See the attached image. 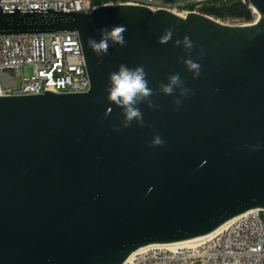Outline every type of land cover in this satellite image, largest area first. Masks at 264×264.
Returning a JSON list of instances; mask_svg holds the SVG:
<instances>
[{"label": "water", "instance_id": "1", "mask_svg": "<svg viewBox=\"0 0 264 264\" xmlns=\"http://www.w3.org/2000/svg\"><path fill=\"white\" fill-rule=\"evenodd\" d=\"M251 7L258 21L233 27L139 6L89 14L0 6V35L77 32L91 82L79 94L0 96V264H124L141 247L264 210V0L211 12L248 18ZM116 25L127 27L126 46L110 42L98 58L88 39ZM167 28L172 40L161 45ZM184 36L191 53L175 46ZM181 58L201 65L198 79ZM121 63L144 66L160 107L140 104L144 127L114 131L123 115L106 89ZM175 73L195 93L179 110L178 92L158 91ZM155 133L163 147H149Z\"/></svg>", "mask_w": 264, "mask_h": 264}, {"label": "built area", "instance_id": "2", "mask_svg": "<svg viewBox=\"0 0 264 264\" xmlns=\"http://www.w3.org/2000/svg\"><path fill=\"white\" fill-rule=\"evenodd\" d=\"M213 1L220 0H0V6L20 11L51 9L88 14L104 6H139L154 12L177 10L189 15L202 14L203 6ZM244 3L242 0L241 5ZM217 22L234 27L255 24L257 20ZM90 87L77 32L0 35L2 96H38L47 91L57 95L79 94L88 92ZM124 264H264V210L253 209L240 215L203 241L187 247L147 249Z\"/></svg>", "mask_w": 264, "mask_h": 264}, {"label": "clouds", "instance_id": "3", "mask_svg": "<svg viewBox=\"0 0 264 264\" xmlns=\"http://www.w3.org/2000/svg\"><path fill=\"white\" fill-rule=\"evenodd\" d=\"M127 31L125 25L113 26L110 30L108 28H102L101 39L99 41L89 38L87 41L88 47L95 53L98 58L108 54L109 47L111 45H118L124 47L127 44L124 33ZM173 28H167L164 33L158 38V43L161 45L167 44L172 40ZM111 42V45H110ZM175 46H182L183 49L191 53L194 49V44L190 37L184 36L182 40H175ZM204 51L201 48L199 51V58H203ZM181 62L185 65L187 71L192 73L193 79H198L201 75V65L191 58H181ZM147 72L144 66L128 67L126 64L121 63L116 71L109 74V86L106 91L108 93L107 100L115 104L122 110L123 119L121 125L113 126L114 131H120L121 128H129L136 123L138 127H144L143 112L139 105L144 103L149 109L159 110V105L152 99L157 92L149 87V80L147 79ZM167 83L161 82L158 85L159 93L166 96H175L178 92V97L175 98L172 103L176 109L182 104L184 99H187L190 95H194L192 89L188 88L185 81L181 78L179 73L171 74L167 77ZM112 109L109 108L105 115H109ZM165 141L162 139L159 133H155L149 147H163ZM246 147L251 148L253 151H259L260 145H248ZM152 189L150 188L149 191Z\"/></svg>", "mask_w": 264, "mask_h": 264}, {"label": "rangeland", "instance_id": "4", "mask_svg": "<svg viewBox=\"0 0 264 264\" xmlns=\"http://www.w3.org/2000/svg\"><path fill=\"white\" fill-rule=\"evenodd\" d=\"M242 0H228L227 2L225 0H220V1H213V2H207L203 6V11L202 14L206 16L212 17V20L214 19L216 22L221 21V22H232L233 23H254L258 16L251 14L250 17H246L244 15H231L227 17H218L216 14L211 12V9H222L223 7L227 6H232V7H237L240 8ZM238 20V21H236ZM17 82L20 83V79H17Z\"/></svg>", "mask_w": 264, "mask_h": 264}, {"label": "bare ground", "instance_id": "5", "mask_svg": "<svg viewBox=\"0 0 264 264\" xmlns=\"http://www.w3.org/2000/svg\"><path fill=\"white\" fill-rule=\"evenodd\" d=\"M252 11H253V14H257L258 18L260 16L259 12L257 11V9L253 8L252 7ZM172 14L174 15H177V16H181L183 18H186L188 15H186L185 13H182V12H179L177 10H171L170 11ZM210 18V17H208ZM258 18H257V21H258ZM212 19V18H210ZM218 23V22H217ZM221 24V23H219ZM0 96H2V93L0 91ZM239 217V216H238ZM238 217H235L231 220H229L228 222H226L225 224H223L222 226H220L218 229H216L215 231L207 234V235H204V236H201V237H197V238H194V239H190V240H186V241H182V242H176V243H169V244H152V245H147V246H144V247H141L140 249L136 250L135 252H133L131 254V256L127 259V261H130L134 255H136L137 253L139 252H142V251H145L147 249H151V248H159V247H162V248H175V247H187L189 245H192L194 243H197L199 241H203L207 238H210L212 237L213 235H215L217 232H219L220 230H222L224 227L228 226L230 223H232L236 218Z\"/></svg>", "mask_w": 264, "mask_h": 264}, {"label": "flooded vegetation", "instance_id": "6", "mask_svg": "<svg viewBox=\"0 0 264 264\" xmlns=\"http://www.w3.org/2000/svg\"><path fill=\"white\" fill-rule=\"evenodd\" d=\"M223 8H225V7H223ZM226 8H228L229 10L238 9L237 7H232V6H227Z\"/></svg>", "mask_w": 264, "mask_h": 264}]
</instances>
